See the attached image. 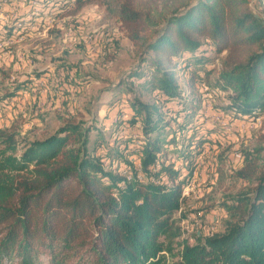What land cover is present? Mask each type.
I'll return each mask as SVG.
<instances>
[{
	"label": "trees",
	"instance_id": "obj_1",
	"mask_svg": "<svg viewBox=\"0 0 264 264\" xmlns=\"http://www.w3.org/2000/svg\"><path fill=\"white\" fill-rule=\"evenodd\" d=\"M105 1L57 0L73 15ZM109 2L138 57L119 85L133 94L129 118L107 143L96 125L75 119L23 149L16 133L0 131V264H170L188 217L177 218L183 188L213 132L200 133L205 105L180 76L189 88L206 84L218 61L224 112L244 122L264 112V10L251 0ZM243 155L235 177L253 187L224 204L225 230L186 241L176 264H264V165Z\"/></svg>",
	"mask_w": 264,
	"mask_h": 264
},
{
	"label": "rangeland",
	"instance_id": "obj_2",
	"mask_svg": "<svg viewBox=\"0 0 264 264\" xmlns=\"http://www.w3.org/2000/svg\"><path fill=\"white\" fill-rule=\"evenodd\" d=\"M109 3L90 4L73 15L71 9L62 10L57 0H0V131L16 133L19 149L49 137L71 119L96 125L106 143L121 135L122 128L116 125L129 118L124 101L133 94L119 85L138 57L120 26L116 7ZM251 5L263 17L260 2L251 0ZM215 66L209 82H197L193 88L186 76H180L181 89L205 105L198 122L200 133L213 132L206 136L190 195L177 215L188 217L179 221L181 236L173 242L172 255L166 254L170 264L180 262L186 241L196 244V236L223 232L228 220L224 204L253 187L252 182L235 177L243 162L236 165L233 153L240 151L242 157L254 153L264 165V112L259 115L261 123L246 130L243 124L251 122L225 113L228 94L217 89L220 62ZM37 72L47 75L43 84L36 81ZM141 100L152 101L146 95ZM170 150L169 160L181 164Z\"/></svg>",
	"mask_w": 264,
	"mask_h": 264
},
{
	"label": "built area",
	"instance_id": "obj_3",
	"mask_svg": "<svg viewBox=\"0 0 264 264\" xmlns=\"http://www.w3.org/2000/svg\"><path fill=\"white\" fill-rule=\"evenodd\" d=\"M262 9L264 10V3H263V6H261ZM264 12V11H263ZM23 28V23L22 22H19L18 23V29H21ZM21 31H16L15 34H20ZM22 39V38H20ZM19 58H22L21 56H18ZM42 84L44 83V81H40ZM261 116H259V114L252 120V122L250 124H243L244 126V129L246 130V128H249V127H252V125L254 124V122L257 124H260L261 123ZM250 125V126H249ZM233 159L235 161H242L243 160V157H242V154L240 151H237V152H234L233 153ZM190 192H191V183L189 182L184 188H183V196H189L190 195Z\"/></svg>",
	"mask_w": 264,
	"mask_h": 264
},
{
	"label": "crops",
	"instance_id": "obj_4",
	"mask_svg": "<svg viewBox=\"0 0 264 264\" xmlns=\"http://www.w3.org/2000/svg\"><path fill=\"white\" fill-rule=\"evenodd\" d=\"M48 74V73H47Z\"/></svg>",
	"mask_w": 264,
	"mask_h": 264
}]
</instances>
